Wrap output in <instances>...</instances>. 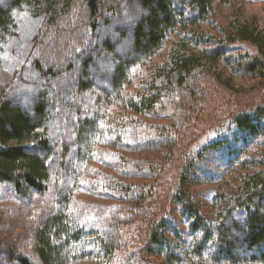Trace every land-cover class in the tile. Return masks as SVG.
Listing matches in <instances>:
<instances>
[{"label": "trees", "instance_id": "1", "mask_svg": "<svg viewBox=\"0 0 264 264\" xmlns=\"http://www.w3.org/2000/svg\"><path fill=\"white\" fill-rule=\"evenodd\" d=\"M102 1L0 2V51L9 44L20 50L23 37H15L13 13H27V25L32 19L43 22V31L36 32L39 35L27 62L15 61L14 68L23 79L30 75L28 78L38 81H61L78 65L76 89L66 99L51 100L48 91L31 92L21 102L0 98V185H9L18 198L29 201L49 199L54 184L59 186L55 198H51V210L35 233L33 251L39 264H80L94 257L106 258L105 264H264V96L236 107L241 87L232 81L257 82L263 90L264 29L254 19L217 25L213 5L231 6L242 0H137L135 6L140 12L133 17L113 5L104 8ZM111 15H121L126 27L117 25L112 30L114 40L96 39L98 24H110L105 17ZM63 18L64 25L59 27ZM66 28L70 31L65 33ZM81 29L83 34L77 36ZM122 41L130 44L125 55L117 51ZM237 44L248 45L250 51L237 50ZM101 56L110 63L107 73L96 68ZM23 79L21 86H32ZM135 80L136 88L130 91ZM212 90L229 97L231 104L213 122L207 120V129L225 128L226 133L201 152L214 151L225 171L247 170H237L240 178L234 191L214 195L215 225L207 223L187 190L186 175L192 166L187 154L179 161L184 149L177 150L182 146L171 147L168 159L152 168L164 194L161 199H172L186 221L187 254H181L175 241L178 229L163 212L154 211L140 219L142 225L135 227L130 238H118L116 246L108 233L73 216V193L83 187L86 166L92 162L106 164L104 159L97 160L98 146L124 151L136 148L125 139L127 125L115 123L113 109L119 108L123 116H146L178 103L187 116L193 99ZM24 99L28 100V109ZM194 110L193 118H212L211 111L203 117L205 107ZM54 120L63 129L58 140H52L49 133L48 125ZM175 128L166 129L168 138L185 139L183 130ZM114 135L117 137L111 139ZM175 162L182 166L169 180L167 174ZM116 186L111 190L124 195L131 191L130 185ZM154 186L156 192L160 190L158 184ZM151 188L154 192L153 185ZM13 254L14 248H10L8 255ZM12 263L35 264L21 256Z\"/></svg>", "mask_w": 264, "mask_h": 264}, {"label": "rangeland", "instance_id": "2", "mask_svg": "<svg viewBox=\"0 0 264 264\" xmlns=\"http://www.w3.org/2000/svg\"><path fill=\"white\" fill-rule=\"evenodd\" d=\"M135 4L137 5V0L102 1L104 8L113 5L116 10L129 13L130 17L136 16L140 12ZM126 7H129V10ZM212 12L217 25L226 26L232 20L243 23L254 19L264 29V0H242L234 2L231 6L214 4ZM120 16H106L105 19L110 24H98L95 32L96 39L105 37L114 40L116 35L111 37L113 34L112 30L117 25L125 26V22L120 19L122 17ZM13 19L16 27L14 31L15 37L21 35L23 40L20 41L21 46L18 51L17 49H12L10 44L0 51L2 59L0 63V98L6 96L11 102H21L22 97L28 96L31 92L39 93L38 91H40L42 93L48 91L52 94L51 100L57 98L66 99L67 95L76 89L74 79L78 74V65L74 66L75 68L69 74L67 73V77L62 76L61 81L59 79L38 81L34 77L28 78L30 76L28 75L24 79L29 81L32 86H21L23 85V82L21 83L23 76L14 68L16 67L15 61L21 63L25 60L27 62L28 52L39 35L36 32L42 33L43 31V22H39L40 19H32L29 25H27L28 23L25 24L26 21L24 20L30 19V16L25 12L13 13ZM64 19L66 18L60 21ZM25 25L28 28H24ZM62 25H64V21L60 23L59 27ZM69 31L66 28L64 32ZM82 34L83 29L77 32V36ZM124 41L121 42L122 45L120 47L118 45L117 49L119 53L123 52V55L126 54L124 50H128V46H130L129 42L126 43ZM236 46V49H240L242 52L250 51L246 44H237ZM48 57H51V55H48ZM97 61V69L103 70L104 73L109 72L110 63L106 60V56H101ZM5 63H11L14 66L10 65L9 68L4 65ZM224 72L225 75H229L227 70H224ZM232 81L234 86L241 87L239 88L241 89V96L236 98V107L253 103L255 99L264 96V86H262V90L257 85V82L240 81L236 78L232 79ZM136 83V80L133 81L132 86L129 88L130 91L135 90ZM10 93H12L11 96ZM47 97L49 96L47 95ZM23 104L26 105L27 109L29 108L28 100L24 99ZM230 104L231 99L229 97L219 90H212L210 92H201L193 99L190 105L191 110L187 116H184L183 108L178 103L165 105L146 116L130 114L123 116L120 114L119 108L117 110L113 109L115 123L122 122L127 125L128 130H126L125 139L127 142L133 143L136 148L124 151V149L120 148L112 150L104 144L98 146V152H96L98 155L97 160L104 159L106 164L99 165L92 162L89 163V166H86L83 172V180L85 182H81L83 187L73 193L71 204L73 216L92 228L108 233L112 237L114 246H116L119 243L118 238H130L135 232V227L138 224L142 225L139 221L140 219L152 215L154 211L163 212L167 217H170L175 223L174 226L178 229L179 238L175 239V241L180 245L181 254H187L189 237L187 235L186 221L179 216V208L173 203L172 199H161L164 194H162L158 179H156V174L154 170L152 171V168L155 169L156 166L168 159L171 147L175 148L177 145V149H180V146H182V149L177 150L178 153L184 149L183 156H181L179 161L183 160L184 155L187 154L189 166H192V169L186 175L187 190L207 223L211 226L215 225L218 217L212 203L214 195L220 192L231 193L234 191V187L239 183L240 172H247V170L243 169H237L240 172H237V170L225 171L214 151L201 152L202 148L217 136L226 133L225 128L219 131L207 129L209 123L207 120L213 122V119H217V116H219L218 113L228 111ZM200 106L202 110L205 107L203 117H206L208 112L211 111L213 112L212 118L209 119L208 117L203 121L200 119L201 116L193 118L196 111L194 108ZM81 109L86 112V107ZM66 112L64 110V115ZM48 126L52 140L55 138V140H58V138L62 137L61 131L63 129L58 126L56 120L52 121ZM170 127L182 129V136H186V138L183 140L168 138L169 135H166V129ZM115 137L117 136L114 135L111 139ZM145 141H147V145H143ZM98 143L101 142L99 141ZM109 163H112L113 166H105ZM73 166L76 168L75 163ZM181 166L180 162H175L167 174L169 180L178 173V169ZM118 183L130 185V193L124 195L121 192L111 190V188H116ZM155 184H158L160 189L157 192ZM152 185L154 192H152ZM58 187L57 184H54L52 196L49 199L34 198L29 201L18 198L9 185H0V264H13L12 261L17 256L28 258L33 263L39 264L33 251L35 233L42 220L51 210V198H55L58 193ZM166 187L168 188L170 185H166ZM137 193L143 194L138 196ZM160 207L162 210H160ZM10 248H14V257L8 255ZM105 262L106 258L104 257H94L93 261L81 262L80 264H105ZM157 262L160 263L161 260L158 259Z\"/></svg>", "mask_w": 264, "mask_h": 264}]
</instances>
